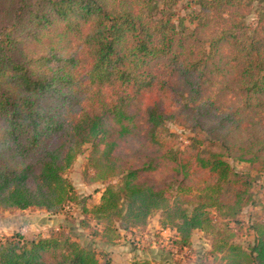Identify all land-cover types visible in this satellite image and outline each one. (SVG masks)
Returning a JSON list of instances; mask_svg holds the SVG:
<instances>
[{
    "label": "trees",
    "instance_id": "1",
    "mask_svg": "<svg viewBox=\"0 0 264 264\" xmlns=\"http://www.w3.org/2000/svg\"><path fill=\"white\" fill-rule=\"evenodd\" d=\"M177 2L0 0V208L79 203L68 174L91 144L92 235L113 244L159 213L181 250L201 231L217 264H264V222L248 246L232 225L254 178L228 161L264 174V0H197L192 26L173 22ZM170 121L191 128L188 145ZM0 264L115 262L51 229L1 238Z\"/></svg>",
    "mask_w": 264,
    "mask_h": 264
},
{
    "label": "rangeland",
    "instance_id": "2",
    "mask_svg": "<svg viewBox=\"0 0 264 264\" xmlns=\"http://www.w3.org/2000/svg\"><path fill=\"white\" fill-rule=\"evenodd\" d=\"M197 8V0H178L172 9L173 22L177 25L184 23L192 26L191 14ZM246 20L247 23L253 24L256 20L255 13L248 14ZM168 128L177 137L178 145L181 147L188 145L194 136L190 127L177 121L168 122ZM90 148L91 144H87L85 151L78 156L68 174L79 192L81 201L70 204L62 213L56 214L40 208L25 210L16 207L10 209L0 208V240L17 232H21L26 238H33L39 234H47L51 229H63L70 232L83 245L95 247L99 252L104 250L103 243L99 242L96 236L90 233L91 230L82 223V220L86 218L82 211L83 203L85 201L89 205L96 203L104 188L102 182H91L85 175L86 155ZM228 161L237 171L250 174L254 178L251 201L241 213V224L240 226L235 225V223L232 224L235 226L236 240L248 246L253 243L255 236L252 224L256 221L264 222V174L250 168L245 162H238L233 158H228ZM159 218V213H155L150 218L151 227L147 237L138 232L127 239L126 233H124L122 241H129L130 248L139 249L140 252L151 250L152 244L155 242L162 255H166L169 251L172 253V264H217L214 254L211 253V240L201 231H196L194 234L191 247L182 250L176 249V251L172 250L170 245L173 244L174 233L167 230L162 234L163 230L157 227ZM92 224L94 225L95 222L92 221ZM135 256L134 254L133 258H136ZM154 261L156 264H166L168 260L164 262L161 256H155ZM118 264H124V262L118 260Z\"/></svg>",
    "mask_w": 264,
    "mask_h": 264
},
{
    "label": "crops",
    "instance_id": "3",
    "mask_svg": "<svg viewBox=\"0 0 264 264\" xmlns=\"http://www.w3.org/2000/svg\"><path fill=\"white\" fill-rule=\"evenodd\" d=\"M157 225H158L157 227H160L163 230L161 232L162 234L165 231L170 230V231H173V233H174V239L176 238L174 230L162 227L161 224L159 223V221H157ZM150 227H151V224L149 222V224L144 228L135 227V228H132L131 230H128V231L121 230V235H122L121 238L119 239V241H117L116 243H113V244H107V243L103 242L99 236H96V239L99 242L103 243L104 250H106L107 252L110 253L115 264H118V260L124 262V264H133V262L139 258H148V259H151L153 262H155L154 261L155 256H157V257L161 256V259L164 262L166 260H168L166 264H172L171 263L172 262V259H171L172 253L169 251L166 253V255H162L161 250H159V247L155 242H153L151 250L145 251V252H140L139 249L130 248L129 241H124V240L122 241V237H123L124 233H126L127 239H130L132 237V235H136L138 232H141V235H144L145 237H147ZM141 237H143V236H141ZM193 239H194V236H193ZM172 243L173 244L170 245V247H172L171 249L174 251H176V249L178 250L179 248L175 245L174 240H172ZM192 243H193V240H192ZM186 248L187 247H185L184 249H186ZM134 254L136 255L135 256L136 258H133Z\"/></svg>",
    "mask_w": 264,
    "mask_h": 264
}]
</instances>
